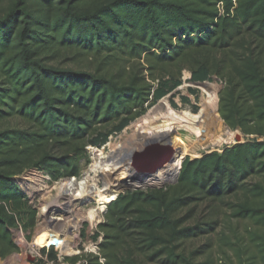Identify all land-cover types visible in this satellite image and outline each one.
Masks as SVG:
<instances>
[{
	"label": "trees",
	"instance_id": "obj_1",
	"mask_svg": "<svg viewBox=\"0 0 264 264\" xmlns=\"http://www.w3.org/2000/svg\"><path fill=\"white\" fill-rule=\"evenodd\" d=\"M186 69L192 82H224L221 119L255 139L186 159L174 186L120 195L100 225L101 256L66 261L193 264L182 243L218 222L185 227L179 215L208 202L251 224L223 238L237 264H264V0H0V260L19 252L14 231L37 222L16 177H80L87 148L144 116Z\"/></svg>",
	"mask_w": 264,
	"mask_h": 264
},
{
	"label": "rangeland",
	"instance_id": "obj_2",
	"mask_svg": "<svg viewBox=\"0 0 264 264\" xmlns=\"http://www.w3.org/2000/svg\"><path fill=\"white\" fill-rule=\"evenodd\" d=\"M57 64H61L62 66L68 65L67 62H60ZM83 65L90 67L92 71L96 70V68L98 67L97 63H94V62L92 64L90 62L83 63L82 66ZM142 65L145 66L144 63ZM107 68H108L107 70H109L111 73H115L117 75H119L118 73H121L123 70L121 66H117V65L107 67ZM123 71L125 72V73L123 72L124 75H126V73L130 71V67L128 66ZM143 72H144V75L147 81L152 83L149 80L148 73L145 70ZM168 79L169 78H167L166 80ZM191 79H192L191 72L187 69L184 70L179 78L181 86L169 92L163 99L159 100L152 108H150L144 116L132 122L122 133L112 136L108 144H115L117 142H121V137L124 136L125 132H128L129 134H131L130 129L135 130L134 126L140 123L145 118V116L149 114V112H151L153 109L160 106L159 104H161L163 101L167 102L170 108L175 113H181L182 111H190L196 114L201 108V105H202L201 103L204 98V95L200 90L197 89L196 85L193 84L194 82H192ZM206 83L217 85L218 96H219L220 91L224 87V82H222L218 76H213L210 80L206 81ZM156 84L157 83H154V85ZM218 111H219V105H218ZM149 125L146 124L142 132L146 134L156 133V135H153L150 138H154L157 141L160 140V143L162 142L168 143L170 141H174L177 139L176 131L174 130V128L170 129V127H168L169 130H165L166 132L165 134H163L161 129H159V127L152 128ZM8 126L15 128V127H23L25 125L22 121L18 119H14L11 123L8 124ZM163 129H167V127L164 126ZM231 131L234 132V130H231ZM234 133L237 135L241 134L243 136L244 142L255 139L254 136L244 135L240 130H235ZM148 134H147V137H148ZM259 140L264 141V139L262 138ZM205 141L206 139L202 138L200 142L203 143ZM159 145L160 146H170V145H164V144H159ZM234 145H237V141L236 143H233L231 145H224L221 148H214V149L210 148L207 150H202V148H199V150L196 151L195 155H188L183 159V161L188 158L192 159V158H197L199 156L203 157L206 154H210L214 152L222 153L226 148L233 147ZM92 148H96V147L89 146L87 148V157L82 159L79 163V168L81 170V176L78 177V181L82 180L85 177V175L91 171V167L94 164L93 156L91 154ZM146 148L147 147L142 148L143 150L138 151V152H142L146 150ZM40 175L47 176L50 178L48 181H46V184L52 190L56 187L58 183H60L62 180H65V178L52 177L48 173L44 171H38V170H27L21 176L16 177L15 181L17 185L20 187V189L23 191V193L27 196L30 206H32L38 211L37 221L39 220L41 208H42V205L44 204V198H43L44 193H39L38 191H35L33 188V184H29V181L36 183V180ZM20 178L21 179L26 178L28 182L26 184L24 183V186L23 185L21 186L19 184ZM128 179L129 177H124L122 179L123 183H128L127 182ZM98 180H99L98 187L100 189H103L105 182L102 179L101 175H99ZM177 182L166 184L160 187H147V188L141 189V191H148V190H153V189H166L170 186L176 185ZM42 189L46 191L45 186L42 187L41 190ZM33 190L34 192L32 193L29 192ZM112 190L115 191V189H112ZM138 190L139 189H132V188L127 189L121 192L117 196V198L120 195H125L127 193H131V192L138 191ZM55 193L56 191L53 190L52 195H54ZM98 206L99 204L97 201H95V199H91V201L86 202V203H83L82 201L78 200L72 206L70 205V207L59 206V209H58L59 211L53 212V216L61 220H66V219L74 220V218L76 219L77 217H79L81 213L89 212L91 209L97 208ZM109 206L110 204L107 205V210L102 215V221L97 226L93 227L88 223L82 224V226L80 227V230H81L80 239H78L76 242V244L78 245L77 254L63 255L61 251H59L56 247L42 248V249L36 248L37 252L33 253L30 246L34 243V239L38 231H40L43 228V226H39L38 223L36 222L34 229L26 230L23 226H21L20 229H18L17 231H14V240L19 247V252L10 255L5 260H0V264H71L66 261L67 258H72L76 256L100 257L101 256L100 246L104 242V239H105V234L100 229V225L107 222L106 213L108 211ZM230 214H231V210L229 209L228 205L222 204L219 206H213V205H210L208 202L200 203L197 206L193 205V206H190L184 209L180 213L179 217L184 219L185 227H191V228L199 227V229H207L205 224L210 223V222H218V226L215 232H211L209 234L200 233L198 236L183 242L180 252H183L188 257H191L193 253L197 252L196 255L191 257L193 264H230L231 261L237 264L238 261H237L236 254L230 247L225 245V243L223 242L224 241L223 238L227 236L231 240H234L235 236L242 237L246 235V230L251 227V224L248 221H241V220L233 219L230 217ZM47 228L52 229L50 227H47ZM57 231L59 230H56V232ZM83 262L84 260H82L78 264H81ZM104 262L105 260L100 258V263L104 264ZM148 264H167V263L165 262L164 259H160V260H157L156 262H149Z\"/></svg>",
	"mask_w": 264,
	"mask_h": 264
},
{
	"label": "bare ground",
	"instance_id": "obj_3",
	"mask_svg": "<svg viewBox=\"0 0 264 264\" xmlns=\"http://www.w3.org/2000/svg\"><path fill=\"white\" fill-rule=\"evenodd\" d=\"M196 87L204 95L201 108L196 114L190 111L175 113L169 104L163 101L159 104L160 106L149 112L140 123L134 126L135 130L130 129L131 134L125 132L124 136L121 137V142L107 144L102 148H92L91 154L94 164L91 167V171L82 180L78 182L64 181L56 185L53 189L57 193L56 196L66 193L71 203H74L75 200L86 203L91 201V199H95L98 202L99 206L97 208L81 213L77 217L79 219L76 222H71L72 220L68 219L61 220L53 216L55 210L50 207L55 206L56 196L52 195L53 190L46 184V181L50 179L49 177L40 175L36 183L29 181V184H33L34 190L38 192L45 186L46 193L44 192V198L47 202L43 205V211L45 214L50 215L49 226H51L50 224L53 221L56 224L53 227L54 229H48L45 226L38 231L34 243L30 246L33 253L37 252V249L51 248L53 246H56L63 255H75L78 253V245L74 244L73 239L67 236V231L74 228L78 232L79 226L84 220L88 221L93 227L97 226L102 221V215L106 212L107 205L113 202L121 192L131 188L129 183H123L122 181L124 177H129L130 167L129 162H122L124 155L141 151L143 150L142 148L150 144H164L170 145L176 150L180 149V153L176 154V162L167 165L146 186L160 187L176 183L180 175L183 159L188 155H195L199 148L207 150L236 143L237 134L226 127L219 115L217 85L206 83L196 85ZM146 124H151L149 126L152 128L159 127L163 134H165V130H169L168 127L170 129L174 128L177 139L168 143H163L162 141L160 143V140L157 141L154 138H150L156 133H147V137V134L142 132ZM164 126L167 129H163ZM202 138L206 139L203 143L200 142ZM99 175L102 176L105 182L103 189L98 187ZM27 182L26 178L19 179L21 186H24V183L26 184ZM112 189H115V191ZM34 190L29 192L32 193ZM58 228L64 232L65 238L60 237L59 231L56 232Z\"/></svg>",
	"mask_w": 264,
	"mask_h": 264
},
{
	"label": "water",
	"instance_id": "obj_4",
	"mask_svg": "<svg viewBox=\"0 0 264 264\" xmlns=\"http://www.w3.org/2000/svg\"><path fill=\"white\" fill-rule=\"evenodd\" d=\"M193 84L201 85L206 84V82H194ZM228 129L231 130L229 127ZM236 141L237 144L244 143L243 136L241 134L237 135ZM179 153L180 149L176 150L172 146L150 144L147 145L146 150L142 152H132L124 155V157L122 158V162H129L130 164L129 179L127 180V182L132 189L141 190L147 188V183L155 176H157L162 169H164L167 165L176 162V154ZM185 160L183 161V163L185 162ZM183 163L181 165V170L183 167ZM57 211L59 210L56 209V212Z\"/></svg>",
	"mask_w": 264,
	"mask_h": 264
},
{
	"label": "built area",
	"instance_id": "obj_5",
	"mask_svg": "<svg viewBox=\"0 0 264 264\" xmlns=\"http://www.w3.org/2000/svg\"><path fill=\"white\" fill-rule=\"evenodd\" d=\"M65 180L66 181H74V182H78V178H75V177H73V178H65ZM65 180H62L61 182H64ZM60 182V183H61ZM46 193V191L45 190H40L39 191V193ZM56 194L57 193H55L54 194V196H56ZM44 198V197H43ZM78 200H75L74 201V203L75 202H77ZM47 202V200L44 198V204ZM55 206H53V207H50V208H54V210L56 211V209H59V206H62V207H65V206H67V207H70V205L72 206L74 203H71L70 202V200H69V196L66 194V193H64V194H62V195H60V196H56L55 197ZM43 204V205H44ZM43 205H42V208H41V213H40V215H39V220L37 221V223H38V225L39 226H43V227H50V228H52V229H54L53 227L56 225L54 222L55 221H53V222H51V226H49V220H50V215L48 214H45L44 213V211H43ZM54 211V212H55ZM51 214V213H50ZM78 219L76 218H74V220H72L71 222H76ZM84 223H88V224H90L88 221H86V220H84V221H82L81 222V225L79 226V230H78V232L76 231V230H74V228H71L70 230H68L67 231V236L68 237H70V238H72L73 239V243L74 244H76V242H77V240L78 239H80V227L82 226V224H84ZM76 229V228H75ZM57 230H59V233H60V237L62 238H65V236H64V232H62L61 231V229L60 228H58ZM58 232V231H57ZM53 247H56V246H53Z\"/></svg>",
	"mask_w": 264,
	"mask_h": 264
}]
</instances>
